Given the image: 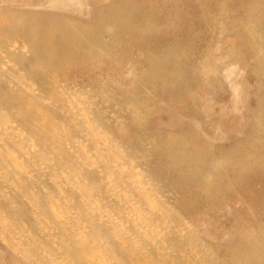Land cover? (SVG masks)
<instances>
[{
  "label": "bare ground",
  "instance_id": "1",
  "mask_svg": "<svg viewBox=\"0 0 264 264\" xmlns=\"http://www.w3.org/2000/svg\"><path fill=\"white\" fill-rule=\"evenodd\" d=\"M0 48V264H264V0H0Z\"/></svg>",
  "mask_w": 264,
  "mask_h": 264
},
{
  "label": "rangeland",
  "instance_id": "2",
  "mask_svg": "<svg viewBox=\"0 0 264 264\" xmlns=\"http://www.w3.org/2000/svg\"><path fill=\"white\" fill-rule=\"evenodd\" d=\"M201 26H202V23L201 22H198L197 29L199 31L200 36L204 37L206 35V33H205V31L201 30ZM17 42H18V46L19 47H24L23 45H27L26 43L22 42V40H18ZM205 42H206V40L203 41L204 44H205ZM8 61L12 62L13 64H15V66H17L16 62L13 61V58L11 57V54L8 51H6L5 49H1L0 48V67L1 66H5V68H6V64H7ZM20 71L21 72H24L23 69H21ZM37 86H38V89L41 92L40 86L39 85H37ZM62 87H66L67 89L72 88V89H77L79 91H82V88L80 86H78L76 82H73V83L71 82L69 84L63 85ZM42 94H44V93L42 92ZM11 123L18 125L21 130H23L24 132H29L30 135H31V131L29 130L30 129L29 126L23 125L16 118H13V120L11 121ZM195 147L198 148V146H195ZM135 169L140 170V172H139V174L141 175V177L139 176L140 179L141 178H146L147 171H146V167H145V165H144L143 162H136L135 163ZM160 195L161 196L158 195V198L161 197L162 199H164L165 196H163L162 194H160ZM24 201H26V200H24ZM14 205H15V203H14ZM21 205L22 204L20 202H17L15 206H11V207H12V209H19V208H21ZM168 205H171V203H168ZM35 218H36V221L38 223H42L43 222V219L41 220L37 216H35ZM38 218H39V220H38ZM9 224H10V229L15 230L19 234L20 233L21 234H24L26 237L30 236L31 234L32 235H36V236H38V239L41 240L40 235H42V234H39V232L42 233V231L36 230L35 228H33L31 226L32 224L29 221H27V218L23 219L22 222H18L16 220H14V222H13V221L10 220V223Z\"/></svg>",
  "mask_w": 264,
  "mask_h": 264
}]
</instances>
